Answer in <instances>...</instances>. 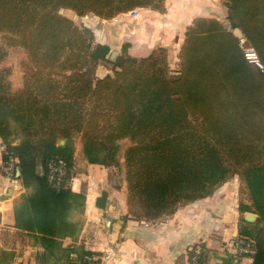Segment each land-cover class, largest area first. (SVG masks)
Here are the masks:
<instances>
[{"label": "trees", "instance_id": "trees-1", "mask_svg": "<svg viewBox=\"0 0 264 264\" xmlns=\"http://www.w3.org/2000/svg\"><path fill=\"white\" fill-rule=\"evenodd\" d=\"M166 2L0 0V33L28 55L21 88L12 87L9 70H0V138L3 160L18 159L27 190L15 203V227L42 248L36 264L102 262L77 244L82 225L73 214L84 211L87 196L70 185L76 136L88 162L107 168L120 165V142L130 141L127 216L136 220L174 215L238 177L239 211L257 215L254 221L241 217L239 240L254 250L246 254L254 264H264V0H224L231 29L216 18L196 17L185 30L177 75L167 48L135 58L127 43L114 72L96 78L111 47L60 12L112 20L140 8L164 13ZM235 30L256 49L263 68L245 57ZM6 57L0 42V65ZM58 160L67 165L60 185L48 179L49 164ZM108 199L103 191L97 206L105 208ZM68 237L72 258H63ZM201 245L203 253L191 264L209 263ZM15 255L0 250V264H11Z\"/></svg>", "mask_w": 264, "mask_h": 264}, {"label": "crops", "instance_id": "crops-1", "mask_svg": "<svg viewBox=\"0 0 264 264\" xmlns=\"http://www.w3.org/2000/svg\"><path fill=\"white\" fill-rule=\"evenodd\" d=\"M167 1L170 11L173 10V13L170 12V15H174L172 20H168V13L146 8L137 10L136 19H130L128 14L117 18L118 21L95 16L94 28L99 31V42L108 44L113 52L122 39L128 37L129 54L145 57L158 46L168 47L171 42L165 39L175 38L195 17L210 16L220 10L219 0ZM207 8L211 11H207ZM147 30L151 31L148 33ZM235 32L240 33L239 30ZM85 162L76 163L78 171L70 185L73 191L80 192L83 181H87L86 202L92 208L93 202L89 198L92 195L98 198L103 190L108 189V168L89 163L86 166ZM1 164L0 154V250L16 254L11 264H36V253L42 248L28 233L15 227V203L27 190L21 178L12 179L1 173ZM82 166L86 172H83ZM239 185L238 177L232 178L213 195L184 205L174 215L155 221L120 216L113 206L117 194L111 193L106 209L95 207L97 211H106L110 216H100V213L97 216H82L77 244H83L100 256L101 264H189L188 251L195 243H203L210 250L209 264H254L253 256H238L239 251L233 245L239 239L242 217L238 209ZM126 190L125 185L122 191L125 194L123 211L127 209ZM72 242L70 237L64 239L63 258H72ZM73 257L76 255L73 254Z\"/></svg>", "mask_w": 264, "mask_h": 264}, {"label": "rangeland", "instance_id": "rangeland-1", "mask_svg": "<svg viewBox=\"0 0 264 264\" xmlns=\"http://www.w3.org/2000/svg\"><path fill=\"white\" fill-rule=\"evenodd\" d=\"M171 3H173V1H171ZM166 4H167V7H166V10H165L164 13H168L167 16L170 17V19H168V20H172V16H174V15H170V12L173 13V10L170 11V9L168 7V1L166 2ZM219 6H220V10L215 12V13H213V15L202 16V17H205V18H216L224 26H226L227 28L231 29L230 25L228 23V19H227V6H226V3L224 2V0H219ZM137 10H136V13L138 14ZM206 10L209 11V12L211 11L208 8ZM60 12L62 14H64V15L70 17L71 19H73L79 25L91 27L95 31V40H96V42H99V40H100L99 39V37H100L99 31L96 30V28H94V27H96V24H94V21H93V18L95 17L94 14H88V15H84V16H79L75 12H73L72 10H67V9H62ZM136 13H132L128 17L130 19H136L137 17H134V15ZM123 15H125V14H123ZM123 15H120L117 18L120 19L121 16H123ZM117 18H115V20ZM194 19H192V21H191V23L189 25H191L193 23ZM116 21H118V20H116ZM161 21H162L161 18H159V22L160 23H161ZM123 23H127L128 24L129 21H124ZM99 24H101V23H99ZM98 28L100 29V26ZM186 28H184V30L180 34L176 35L175 38H173V39H171V38L170 39H168V38L165 39L166 42H171V43L168 45V47L163 46V47L167 48V50H168L169 61H170V64H171V67H172L174 75H177L178 74V70L180 69V63H181L180 51H181V46L183 44V40H184V37H185ZM150 29L154 30V32H155V29H153L152 27H150ZM151 30H147V32L149 33ZM240 34L241 33H239V35ZM5 35L6 34H4V33H0V42H1V44H3V46L5 47V49L7 51V57L4 60V62L0 65V70H2V69L9 70V79L11 81L12 87L15 90H17V89H19V88H21L23 86L24 73H23L22 64H23V62L28 60V55H27V52H26V50L24 48H22L20 46H10V45H8L6 43V40L4 39ZM127 38L128 37H126V38L124 37L122 39V41H121L122 43H120L119 45H117L118 47H115V49H113V52H112L113 55L112 56L109 55L106 60H100L99 61L98 65H97V68H96V71H95L96 78L99 79V78L105 77L108 74H112L114 72L115 64H116V61H117L116 58L119 55L122 54V47L125 44H127V40H129ZM158 47H160V46H158ZM135 58H138V57H135ZM120 145H121L120 165L118 167L108 168V189L107 190H103V191H107L109 196H110L111 193H116L117 194L116 195V199H115L117 204L115 203L113 206L116 208V210L118 212H120V214H119L120 216H127L128 215V206H127L128 188L126 190V193H127V198H126L127 209H126V211H123L124 210V206H125V203H124L125 194L122 193V191H123V187L125 185L127 186L126 164H125L124 156H125V152H126L128 146L130 145V141L129 140H123V141L120 142ZM74 157H75V160H74V167H73V171H72L73 172V176H75L76 172L78 171V169H76V163H78L79 161H80V163H83V162L86 161L85 162L86 166H88V163H89L88 160L86 159L85 155H84L83 143H82V139H81L80 136H76V138H75V156ZM89 164H91V163H89ZM105 168H107V167H105ZM82 170H83V172H86V168H84V166H82ZM1 173H4V172L1 170ZM234 178H236V177H234ZM228 181H230V180H228ZM81 191H84V192L88 193V183H87V181H83ZM237 197L240 200L241 195L238 193ZM108 205H109V199H108V202H107V205H106L105 208H100V207L97 206V204L96 205L93 204V207L90 208V206L87 205V202H86V206L84 208V211L81 214L80 213H74L73 216H74L75 219L80 220V223L82 225V223H83L82 222V216H90V214H93V215L97 216L98 213H100V216H110L106 211H104V212L97 211L96 208H95L97 206L100 209H106L108 207ZM181 207H183V206H181ZM245 214H240V216H243V215L245 216ZM197 244H203V243H195V244H193L191 246V248L189 249V251H188V255L190 254V250L192 249V247L197 245ZM233 245L239 251L238 252V256H240V257L246 256L247 253H245L244 251H241V249L243 248L244 245L241 244L239 239L235 240ZM206 249H207V252H208V260H209V263H210V258H211L210 257V250L207 247H206ZM97 257L101 258L98 255H97ZM189 264H191L190 263V259H189Z\"/></svg>", "mask_w": 264, "mask_h": 264}, {"label": "built area", "instance_id": "built-area-1", "mask_svg": "<svg viewBox=\"0 0 264 264\" xmlns=\"http://www.w3.org/2000/svg\"><path fill=\"white\" fill-rule=\"evenodd\" d=\"M132 13H136V11H130L128 14V16H130ZM134 17H137V13L134 15ZM239 42L240 45L243 49V53L245 55V57L248 59L249 62H251L252 64L263 68V65L260 61L259 55L256 51V49L251 46L248 41L247 38L240 34L239 35ZM3 151H4V145L2 144V141H0V154H1V159H2V164H1V168L2 171L5 173L6 176H8L9 178L15 179L17 178V174H18V159L14 158L13 156H10L9 159L7 161L3 160ZM67 173V165L63 160H58V161H52L49 164V168H48V179L51 183H54L56 185H60L62 183V181L64 180L65 176ZM87 196V194H86ZM97 197L95 196H91L89 198V201H92L93 204L96 202L97 203ZM87 201V199H86ZM95 203V204H96ZM94 204V205H95ZM204 251V248L201 244H198L196 246L195 249V253L196 255L193 256L192 258V262L191 263H195L197 261V258L200 254H202ZM241 251H244L245 253H254V250L252 248L249 247H244L241 249ZM208 256V252H205V256ZM208 264V262H207Z\"/></svg>", "mask_w": 264, "mask_h": 264}, {"label": "water", "instance_id": "water-1", "mask_svg": "<svg viewBox=\"0 0 264 264\" xmlns=\"http://www.w3.org/2000/svg\"><path fill=\"white\" fill-rule=\"evenodd\" d=\"M65 143V141L64 140H62L61 141V144H64ZM20 170H18V174H17V176L18 177H20ZM245 218L247 219V220H251V221H253V220H256V215L254 214V213H251V212H247L246 214H245Z\"/></svg>", "mask_w": 264, "mask_h": 264}]
</instances>
